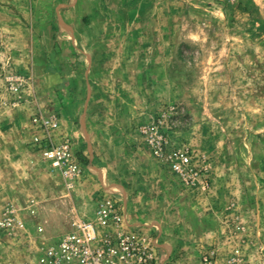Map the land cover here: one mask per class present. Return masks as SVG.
I'll return each mask as SVG.
<instances>
[{"label": "rangeland", "instance_id": "obj_1", "mask_svg": "<svg viewBox=\"0 0 264 264\" xmlns=\"http://www.w3.org/2000/svg\"><path fill=\"white\" fill-rule=\"evenodd\" d=\"M37 113L74 127L93 208L118 197L156 264H264V0H0V218L26 227L0 229V264H40L92 216L31 147ZM158 140L190 155L191 185Z\"/></svg>", "mask_w": 264, "mask_h": 264}, {"label": "built area", "instance_id": "obj_2", "mask_svg": "<svg viewBox=\"0 0 264 264\" xmlns=\"http://www.w3.org/2000/svg\"><path fill=\"white\" fill-rule=\"evenodd\" d=\"M30 145L45 170L60 179L67 192L80 183L85 165L74 141L65 135L55 114H34L30 118ZM160 139V138H159ZM154 155L185 185L194 182L191 157L187 152L163 150L161 140ZM0 229L16 235L26 231L25 223L11 211L0 218ZM38 232L43 228L38 226ZM156 240L150 233L128 223L125 208L114 195L96 199L91 217L75 215L68 230L40 250V264H156Z\"/></svg>", "mask_w": 264, "mask_h": 264}, {"label": "crops", "instance_id": "obj_3", "mask_svg": "<svg viewBox=\"0 0 264 264\" xmlns=\"http://www.w3.org/2000/svg\"><path fill=\"white\" fill-rule=\"evenodd\" d=\"M61 127H62L61 131L64 134L70 135V137H73V138H78V133L76 131H74V127H71L69 131L63 127V123H62ZM81 127H83L85 129L84 125L82 126V124H81ZM81 131H82V129H81ZM11 137L12 138L10 140H12L11 143H13V145H15L14 147H16V144H18V142H21L20 138H23L22 136L19 135L17 130H13ZM21 152H22V155H21L22 157L26 156L25 153L27 151H24V148L20 149L19 155L21 154ZM10 156H11V158H13V161L10 163V165L12 167H14V165L15 166L17 165V161H14V160H16V158L18 156L17 155V151H14L12 153V155H10ZM18 165H20V163H18ZM92 169L93 168L91 167V165H89L87 170L84 172V176H83L84 177V182H83V184L75 189L76 191H78L77 195L80 196L83 199V203H84V207L83 206L80 207V208L76 207V209H77V211H82V212H84L87 215H91V213H93L92 211H94L93 210L94 209L93 208V204H92V202H90V200L96 194L95 192L98 191V188L97 189L95 188L94 190L91 189V187L93 185V182H92L93 180H92V176L89 175L87 172H90ZM97 178H99V177L97 176ZM89 190H91V191H89ZM74 191H71V192H67L66 191V192H67V195H73ZM31 200H35V199H31ZM30 207H32V206H30ZM40 209L42 210L43 207L41 206Z\"/></svg>", "mask_w": 264, "mask_h": 264}, {"label": "trees", "instance_id": "obj_4", "mask_svg": "<svg viewBox=\"0 0 264 264\" xmlns=\"http://www.w3.org/2000/svg\"><path fill=\"white\" fill-rule=\"evenodd\" d=\"M61 69H62V67L59 68V69L57 68V70H55V73H56V74H59V75H62Z\"/></svg>", "mask_w": 264, "mask_h": 264}]
</instances>
